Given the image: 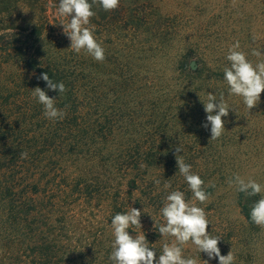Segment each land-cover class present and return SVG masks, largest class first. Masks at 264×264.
<instances>
[{"label":"trees","instance_id":"1","mask_svg":"<svg viewBox=\"0 0 264 264\" xmlns=\"http://www.w3.org/2000/svg\"><path fill=\"white\" fill-rule=\"evenodd\" d=\"M174 1L120 0L112 11L94 4L87 27L105 50L97 62L68 48L59 0H0V264H112L111 219L131 207L142 227L129 234H145L158 259L165 237L154 223H165L166 196L179 190L199 203L178 172V145L209 206L235 175L264 171V92L249 111L229 95L223 72L237 40L253 65L264 61L252 55L264 54V0H196L204 16L176 14ZM42 72L66 92L49 90ZM37 86L56 99L62 120L45 117ZM221 92L236 110L210 140L203 102ZM234 199L255 228L260 196L236 190Z\"/></svg>","mask_w":264,"mask_h":264},{"label":"clouds","instance_id":"2","mask_svg":"<svg viewBox=\"0 0 264 264\" xmlns=\"http://www.w3.org/2000/svg\"><path fill=\"white\" fill-rule=\"evenodd\" d=\"M94 4H98L104 11H112L119 7L120 0H91V2L59 0L57 11L60 17L69 18L67 23H60L64 35L71 42L68 48L77 54L83 50L95 61L103 62L105 50L97 42L93 31L87 27L90 18L95 15L92 10ZM255 39L256 37L253 36V41ZM239 48L240 42L237 40L229 49L226 59L230 62V67L223 69L224 79L228 85L229 95L242 97L244 105L250 111L260 102L261 93L264 92V61L253 65L246 58V54L238 50ZM252 55L260 57L264 54L261 50L254 49ZM192 63L195 64V61L193 60ZM37 79L46 82V87L51 91H58L59 94L66 92L64 83L55 82L46 72H42ZM33 96L43 105L46 118L62 120L65 117V113L55 106L56 99L50 97L45 90L37 86L33 90ZM203 105L207 115L202 127L208 130L210 126V140H217L225 130V121L222 118L229 115L230 109H236L227 104L223 92L220 93L219 98L209 93L207 102H203ZM182 151L181 145L175 148L178 172L187 182L194 199L203 204L209 200L210 194L205 191V182L201 177L192 172L190 164L185 163L180 155ZM20 156L26 158L27 153L21 152ZM156 183L158 184L159 181ZM229 185H234L237 192L247 196H260V199L251 205L250 219L257 226L264 228V196L260 195L264 193V185L253 179L245 180L239 175H235L229 181ZM164 187L167 189L171 185L165 183ZM160 212L165 223L157 226L155 222L154 228L162 237H173L174 241L163 245L158 259L156 252L149 246L145 234H137L135 237L129 234L128 229L133 226L142 227L140 209L131 207L130 211L117 213L112 217L114 240L113 250L109 256L112 264H198L196 258H185L183 255V246L189 241L200 253H205L209 260L218 258V264H234L235 257L231 251L227 255H221L218 247L220 236L209 234L207 229L210 222L205 210L195 203L187 202L183 192L179 190L170 192ZM204 264H209V261L204 260Z\"/></svg>","mask_w":264,"mask_h":264},{"label":"rangeland","instance_id":"3","mask_svg":"<svg viewBox=\"0 0 264 264\" xmlns=\"http://www.w3.org/2000/svg\"><path fill=\"white\" fill-rule=\"evenodd\" d=\"M202 3L209 2L215 5L219 0H200ZM196 0H175L173 11L176 14H201L207 15L209 10H199L196 8ZM192 9V10H191ZM264 172L260 167L248 170L240 174L245 180L253 179L264 185ZM234 185L227 186L218 193L217 202L209 206L207 202L196 206L205 210L206 217L210 224L208 226L209 234L220 236L218 247L221 255H227L230 251L235 257L234 264H264V228L256 226L248 228L244 225L242 217L238 213L235 206ZM264 195V193H263ZM173 237H165L164 244H171ZM183 255L185 258H196L198 264H204V260H208L209 264H218L217 259L207 257L205 253H200L194 244L189 241L183 246Z\"/></svg>","mask_w":264,"mask_h":264}]
</instances>
